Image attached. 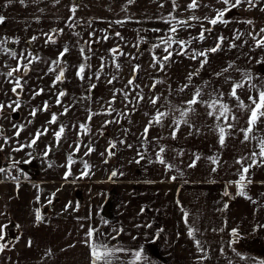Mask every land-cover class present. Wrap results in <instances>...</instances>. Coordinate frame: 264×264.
<instances>
[{"label":"crops","instance_id":"obj_1","mask_svg":"<svg viewBox=\"0 0 264 264\" xmlns=\"http://www.w3.org/2000/svg\"><path fill=\"white\" fill-rule=\"evenodd\" d=\"M253 34L257 35V31ZM234 82L245 84V88L238 90L245 104L251 103L249 96L256 97L258 90L264 89V80H250L257 86L251 90L249 80H224L218 84L185 82L189 87L180 91L185 84L173 80L169 66L160 69L155 81L135 80L127 88V82H113L114 91L122 90L115 100L124 98V91L128 93L126 107L119 105L120 113L111 118L107 114L111 110L109 104L102 102L107 97L99 95L100 91L92 92L88 134H74L62 148L59 146L63 139L57 143L52 136L50 148L41 149L40 161L32 160L31 148L27 147L30 134L17 136L21 126H16L17 130L8 135L9 143L0 141V168L12 165L16 174L23 177L14 182L0 173V226H7L0 244L5 245L11 234L16 235L0 251V264H91L86 243L89 228L100 233L90 242L103 241L111 249H122L114 251L111 264H264V165L253 166L249 171L251 183L246 185L245 192L251 199L237 196L235 184L229 183L239 178L241 165L235 161L250 157L253 150L259 151L257 139L241 143L243 134L239 129L246 127L247 113L227 95ZM95 84L97 90L104 88L97 86L98 82ZM196 88H201V99L208 102L224 93L223 102L239 117L233 122L234 129H226L232 134L226 136L223 146L218 142L217 125L225 126V122L209 117L207 111L212 109L204 104L194 105L195 111L185 118L189 123H181L175 137L172 136L174 121L181 119L180 110L188 107L186 101ZM138 92L144 99L136 103ZM153 96L160 97L155 106L149 100ZM37 109L40 112L43 107ZM157 109L168 115L160 124L153 123L145 135V126ZM14 118L22 121L18 111ZM22 124L29 126L28 121ZM257 128L253 135L264 137V124ZM84 134L88 135L86 143L82 140ZM112 144L118 146L111 147ZM89 147L93 151L85 155ZM17 148L21 150L16 151ZM111 149L113 153L109 155ZM70 154L74 163L71 175L65 179ZM158 155L165 164L159 162ZM212 159L217 164H212ZM194 160L196 166L189 167ZM250 162L245 159L243 164ZM84 163L89 165V174L82 177ZM114 171L117 175L113 177ZM111 185H115L116 192L112 208L116 221L107 222L99 212L107 192L114 188ZM229 185L233 192L225 196ZM36 209L42 217L39 222ZM189 227L195 230L191 238ZM111 242L114 245L110 246ZM148 245H154L163 260H154L147 251ZM141 250L142 259L135 261L134 253Z\"/></svg>","mask_w":264,"mask_h":264},{"label":"rangeland","instance_id":"obj_2","mask_svg":"<svg viewBox=\"0 0 264 264\" xmlns=\"http://www.w3.org/2000/svg\"><path fill=\"white\" fill-rule=\"evenodd\" d=\"M231 2L234 3L235 0ZM252 2L256 7H250L247 0H242L238 7L232 8L225 14L224 19L228 23H217L213 26L205 18H212L217 10L225 8L220 0H198L199 7L195 10L187 7L191 0H175V9L173 0H133L132 3L128 0H59V3L56 0H24L23 4L20 0H0V16L5 17L4 22L0 23V103L5 105L3 112L0 113V141L7 139L9 143L8 135L14 133L18 125L21 126L20 133L30 134L31 140L36 136L37 131L44 127L48 131L39 137L30 151L32 160L40 161L41 149L50 148L54 132L63 125L65 132L59 147H66L65 142L68 139L82 132L79 127L81 124H86L88 129L89 123L92 122V118L88 119L91 114L89 104L92 92L100 91L99 95L104 94L107 99L102 102L106 105L108 99L109 101L112 99L114 89L106 82L113 76L117 77L113 82L125 83L133 76V66L139 65L136 81L158 80L160 67L153 66V56L155 55L159 60L166 55L165 45L161 41L167 40L169 36L173 38L170 49L173 55L169 61L164 62V65L171 67L175 81L184 84L189 82L187 79L189 73H195L196 69L200 68V61L204 59L203 57L191 59L193 52L215 47L220 42V37H223L220 50L208 53V62L198 75H193L192 83L200 84L208 81L218 84L226 78L227 81L248 80L249 76L250 80H264V48H257L251 38L254 31H257V39L262 35L260 29L264 28V10H262L264 0H252ZM73 6H77L74 16L69 11ZM69 16H73L72 21L68 20ZM190 17L198 19H190ZM178 20L186 21L187 24H177ZM116 21L122 23H115ZM69 24L73 26L69 27ZM172 26L177 27V32L174 34L169 31ZM202 28L211 31H205V38L201 41L199 35ZM90 33L94 35L90 36ZM116 33H120V36ZM250 33L252 35H249ZM46 34L51 35L56 42L45 43ZM33 36L37 39L32 40ZM104 36H108V39L104 40ZM237 36L239 39H236ZM178 40L191 41L184 49L186 55L177 54L181 51L179 44L176 43ZM65 45L69 47V52L61 64L64 69V79L63 82L53 86L59 68L52 61L56 60ZM154 45L159 47H153ZM81 48L85 49L84 56L80 53ZM113 48H118L123 54L117 53L113 56L109 51ZM12 53H16V56L13 57ZM242 54L247 55L243 57ZM33 57L37 58L33 59ZM29 59H32L31 63H28ZM102 59L105 68L100 72V78L97 80L94 74L100 69ZM113 59L120 64L118 71ZM18 63L21 68L27 65L28 71L21 70L15 72L13 77H7L5 74L17 67ZM81 64L85 65L83 81L76 76ZM50 67L56 68V72H49ZM226 68L227 72H223L220 76L216 75ZM17 78L22 84V89L17 90L19 95L12 92ZM96 82L99 84L97 86L103 85L104 88L97 87L98 90L94 88L89 91L90 85ZM41 89H43L41 94L35 95ZM60 91H64L66 95L61 98V104L57 105L56 99ZM17 99L21 107L13 112L7 105ZM45 102L49 105L48 110L39 112L37 108L44 107ZM119 105L126 107V100L124 98L115 100L110 106L109 117L113 118L114 114L120 113ZM65 107L69 111L61 115ZM33 109L37 110L34 117L31 115ZM17 111L20 112L24 124L28 121V127H24L22 121L18 122L14 118ZM53 113L57 114V123L49 124L48 121ZM87 136L84 134L82 137L85 143ZM111 186L115 188V185ZM99 216L102 217L101 214ZM106 221L114 222L116 218ZM113 243L116 245L117 239ZM114 244L111 242L110 246ZM146 248L153 259L157 260L153 256V252L156 251L155 246L148 245ZM156 253L160 254L159 251Z\"/></svg>","mask_w":264,"mask_h":264},{"label":"snow or ice","instance_id":"obj_3","mask_svg":"<svg viewBox=\"0 0 264 264\" xmlns=\"http://www.w3.org/2000/svg\"><path fill=\"white\" fill-rule=\"evenodd\" d=\"M20 2L23 4L24 0H20ZM57 3H59V0H56ZM129 3H132L133 0H128ZM220 2H222L225 5V8L223 10H217L216 15L212 18H205L207 19V22L213 26H215L217 23H228L227 20L224 19L225 14L229 11H231L232 8H236L238 7L241 3L242 0H235L234 3L231 2V0H220ZM248 4L250 5V7H256V4H254L252 2V0H247ZM162 6V5H161ZM175 0H173V7L175 9ZM188 9L190 10H195L197 7H199L198 4V0H191V3L188 4ZM264 10V9H262ZM69 11L71 13H73V16L75 14V12L77 11V6H73L69 9ZM73 16H69L68 20L72 21L73 20ZM190 19H198L197 17H190ZM5 20V17L0 16V23H3ZM115 23H122V21H116ZM247 23H252L251 21H247ZM177 24H181V25H186L187 22L186 21H182V20H178ZM69 27H72V24L68 25ZM56 31V30H53ZM59 31H63V30H59ZM158 31V30H157ZM170 33H176L177 32V27L176 26H172L169 29ZM205 31H211V29H203L200 32L199 35V39L202 41L205 36L204 33ZM260 33L264 34V28L260 29ZM47 35V34H46ZM90 36L94 35L93 33L89 34ZM117 36H120V33H116ZM249 35H252L251 33ZM37 39V37L33 36L32 40ZM104 40L108 39V36H104L103 37ZM236 39H239V36L236 37ZM220 42L223 41V37L219 38ZM253 40H255V46L257 48H264V35H260V38L257 39L256 35H253ZM56 41L53 39V37L51 35H47V40L45 41V43H55ZM218 42L216 44L215 47L207 49L205 51H199V52H193V54L191 55V59L196 60L198 57H203L204 59L200 61V68L196 69L195 73H189L188 75V81L191 82L193 75H198L200 70L203 69L204 65L208 62L207 60V55L209 52H217L218 50H220L221 48V43ZM161 43H163L165 45L164 47V51L166 53L165 56L162 57V59H157L155 57V55L153 56V66L159 65L160 69L163 70L164 68V62L169 61L170 58L173 55V51H171V45L173 43V38L172 36H169L167 38V40H162ZM176 43L179 44L181 51L178 52V55H186L187 53L184 51V49L186 48L187 44L191 43V41H183V40H178L176 41ZM235 45H233L234 47ZM153 47H159V45H154ZM89 50H91L89 48ZM111 54H113V56H115V54L119 53V54H123L120 53V50L118 48H113L109 50ZM69 52V47L67 45L64 46L63 50L59 52L58 57L56 58V60L52 61V63L54 65H56L59 68V72L58 74L55 75V79L53 80V86H55L56 83H60L63 82L64 79V69L63 67H61V64L63 62V58L65 57V55ZM80 53L82 56H84L85 54V49L81 48L80 49ZM31 56V54H29ZM12 56L15 57L16 53H12ZM37 57H33V59H36ZM88 57H85V59H87ZM32 59L28 60V63H31ZM113 63L115 64V67L117 69V71L120 69V64L116 63L115 59H113ZM229 67H232V65H229ZM105 68V63L103 61V59L101 60V65H100V69L94 74L95 78L97 80H99L100 78V72H102ZM23 70L24 72L28 71L27 65H24L23 68H21V66H18L13 68L12 70L8 71L5 75L7 77H13L15 72L21 71ZM133 76L131 79H129L127 81V85L125 86L126 88L128 86H133L134 82L136 80V73L139 71V65H134L133 66ZM228 69H223V71L221 73H216L217 76H220L223 74V72H227ZM49 72H56V68H49ZM76 76L77 78H79L81 81H83L85 79V65L81 64L77 71H76ZM247 76V74H246ZM89 79H91V77H89ZM117 77L113 76L112 79L108 80L107 83L112 84L114 80H116ZM226 78V82H227ZM247 79L249 80L248 83V88L249 90L256 88L257 86L254 84L250 83V76L247 77ZM10 83L12 81H9ZM156 84H152V88H155ZM96 87V84H91L89 91H91V89H94ZM135 87H139V85H135ZM189 84H185L183 85V87L180 89V91H184V89L188 88ZM245 88V84L243 82H234L231 84V90L229 93H227V95L232 98L235 99L237 101V107L241 110H244L247 113V117H246V127L240 128L239 131L243 134V140L241 141V143L244 142H248L252 139H257L258 142V147H259V151H255L253 150L251 152L250 157H241L240 159H237L235 161L236 164H240L241 165V169L238 172V180L236 181H230L229 183H233L236 186L237 192L236 195L237 196H243L247 199H251L250 197H248L246 195L245 192V188L246 185L251 183V180L249 179V171L253 166H259V165H264V137H260L257 138L256 136L253 135L254 132L258 131L259 129L257 128L258 124H264V89H260L258 90V96L256 97H252L249 96V101L251 102L250 104H245L243 100L240 99V96L238 94V90ZM18 89H22V84L19 78L15 79L14 81V86L12 87V92L14 94H18ZM43 91V89H41L40 91L36 92L35 95H40L41 92ZM122 90H116L113 92V97L110 101H108L109 106H111V104H113L115 102L116 99V95L117 92H120ZM66 95V93L64 91H60L57 95V99H56V103L57 105L61 104V98L64 97ZM124 98L125 100H128V93L126 91L123 92ZM211 95V94H209ZM225 94L224 93H218L217 96L215 98H213L211 100V102L208 101H204L201 99L202 96V90L201 88H196V91L194 92V94L192 95L191 99L186 101L187 104V108L186 109H181L180 110V118L179 120L174 121L175 124V129L172 132V136L173 138L176 135V131L179 130L181 123L184 124H188L189 121L187 119H185L190 112L195 111V109L193 108L194 105L197 104H204L206 106V108L208 109H212L211 111H207V115L209 117H213L216 120H223L225 122V126H220L217 125L218 128V142L221 146H223L225 144V140H226V136L227 135H231V132H226V129H234L236 127V124L233 123L235 121H238L239 117L236 113L232 112V110L230 109L229 105L225 102H223V96ZM136 103H139L140 101H142L144 99V96L138 92L136 93ZM160 99V97L158 96H153V97H149L150 103L152 105H156L158 100ZM131 102V101H129ZM14 105V106H13ZM8 108H10L13 112H15L16 110H18L21 107L20 101L17 99L16 101H14L11 104L7 105ZM5 108V105L0 103V113L3 112V109ZM49 108V105L47 102H45L44 107H43V111H47ZM114 110V109H113ZM36 109H33L31 112V115L34 117L36 115ZM69 111V109L67 107L64 108V113H61V115L66 114ZM218 113V114H217ZM108 115H111V111H109L107 113ZM168 113L167 112H161L157 109L156 111V115L153 117V119L149 120L148 125L145 126L144 129V134L146 135L148 133L149 127L152 126L153 123L155 124H160L162 122V120L164 119L165 116H167ZM92 118V114L89 115L88 119L91 120ZM57 114L53 113L51 116V119L48 121L49 124H55L57 123ZM111 121H106L105 123H110ZM15 127V125H14ZM80 129L82 132L87 133V125L86 124H81ZM20 130L18 129L16 131V135L19 136L20 134ZM48 130L44 129L43 131H37L36 136L31 140V142L27 145V147L31 148L33 145L36 144L37 140L39 139V137L41 135L46 134ZM197 131H199V129H197ZM65 132V127L63 125H61L59 127V130L54 132V137L55 140L57 141V143L60 142L61 138L63 137ZM5 143H7V139H5ZM111 147H115L114 144L110 145ZM24 146H21V148ZM80 145H76L75 146V150L78 151L79 150ZM16 151L21 150L20 148L15 149ZM93 149L91 147L88 148V152L85 153V155H87L88 153L92 152ZM164 151L163 148L160 149V152L162 153ZM45 155H47V152H45ZM109 155H112L111 152H109ZM143 158V157H141ZM158 160L160 163L165 164L166 162L158 155ZM245 159L250 160L251 162L248 163L246 166L243 164V161ZM196 160H199V157H196ZM196 160H194L189 167H195L196 166ZM212 164H217V160L216 159H212ZM72 163H74L73 159H72V155L70 154L68 157V168L69 170L65 172V179H67L70 175H71V165ZM167 168H171V165H166ZM84 169L85 171L81 173V176H87L89 174L88 169H89V165L87 163H84ZM5 170L3 168H0V173L4 172ZM213 172L216 171V168L214 167L212 169ZM117 173L114 171L112 172V176H116ZM109 179H111V177H109ZM173 180L176 179L175 176L172 177ZM225 196H228L229 193L227 191V189L224 192ZM54 196V194H53ZM254 202V201H253ZM49 203H51V199L49 200ZM228 205L225 204L224 208H227ZM187 217H188V213L185 212L184 213V218H185V223L187 224ZM36 221L39 222L41 221L42 217L40 214V210L36 209ZM7 226H0V240L4 239L3 236V231ZM18 227V226H17ZM194 229L189 227L188 228V236L191 238L194 236ZM87 237L89 238V241H86V243L89 246L90 249V256H91V264H111V257L114 253V251H122V249H111L108 244L104 243L103 241L100 242H90L92 241V238L94 236H99V230L94 229V228H89L87 233H86ZM31 242H29L30 244ZM196 245L197 248L199 249L200 247V242L197 240L196 241ZM5 249V245L4 244H0V251H3ZM135 256V261H140L142 259V250L141 251H136L134 253ZM133 264H135V262H133Z\"/></svg>","mask_w":264,"mask_h":264},{"label":"water","instance_id":"obj_4","mask_svg":"<svg viewBox=\"0 0 264 264\" xmlns=\"http://www.w3.org/2000/svg\"><path fill=\"white\" fill-rule=\"evenodd\" d=\"M111 153H113V149H111ZM115 188H110L109 191L107 192V198L105 203L102 205L101 207V216L106 219V220H113L115 218L114 213L112 212V208H113V201L115 198ZM9 245V241L7 243H5V247H7ZM158 251V250H156ZM156 251L153 252V256L157 259V260H163L162 257L160 256L159 253H156Z\"/></svg>","mask_w":264,"mask_h":264},{"label":"built area","instance_id":"obj_5","mask_svg":"<svg viewBox=\"0 0 264 264\" xmlns=\"http://www.w3.org/2000/svg\"><path fill=\"white\" fill-rule=\"evenodd\" d=\"M4 173L10 177V179L14 182L22 180V176L20 174H16L14 167L11 165H6L4 167ZM227 189L228 193L233 192V187L231 185L227 186L225 190Z\"/></svg>","mask_w":264,"mask_h":264},{"label":"trees","instance_id":"obj_6","mask_svg":"<svg viewBox=\"0 0 264 264\" xmlns=\"http://www.w3.org/2000/svg\"><path fill=\"white\" fill-rule=\"evenodd\" d=\"M3 178H5V176L3 175ZM14 226V225H13ZM13 228H15V226L13 227ZM15 237H16V235L15 234H11V236H10V239H7V240H14L15 239ZM6 240V239H5Z\"/></svg>","mask_w":264,"mask_h":264},{"label":"flooded vegetation","instance_id":"obj_7","mask_svg":"<svg viewBox=\"0 0 264 264\" xmlns=\"http://www.w3.org/2000/svg\"><path fill=\"white\" fill-rule=\"evenodd\" d=\"M17 114H15L14 116H16Z\"/></svg>","mask_w":264,"mask_h":264}]
</instances>
